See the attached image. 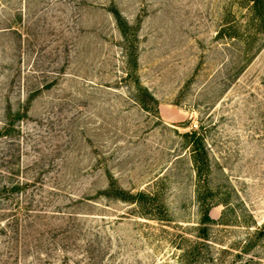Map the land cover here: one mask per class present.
Segmentation results:
<instances>
[{
  "label": "rangeland",
  "instance_id": "obj_1",
  "mask_svg": "<svg viewBox=\"0 0 264 264\" xmlns=\"http://www.w3.org/2000/svg\"><path fill=\"white\" fill-rule=\"evenodd\" d=\"M260 1L262 15L251 0H0V131L20 129L25 178L90 199L69 210L107 234L108 264H264ZM151 95L157 116L136 102ZM186 132L208 154L200 173ZM14 147L0 139V171ZM112 181L153 192L152 215L101 196Z\"/></svg>",
  "mask_w": 264,
  "mask_h": 264
},
{
  "label": "trees",
  "instance_id": "obj_2",
  "mask_svg": "<svg viewBox=\"0 0 264 264\" xmlns=\"http://www.w3.org/2000/svg\"><path fill=\"white\" fill-rule=\"evenodd\" d=\"M251 1L253 10L262 15L261 1ZM110 12L113 13L124 39L130 43L128 39L130 26L127 20L116 6L112 7ZM150 97L153 108L146 106L144 100L139 97L136 98V102L143 110L157 116V101L152 95ZM17 117L20 118V112L17 113ZM19 135L20 129L15 126L14 120H11L4 132L0 131V139L5 137L9 139L11 146H17L14 147L15 153L6 165V170L0 171V218L3 221L0 235L5 237L6 264H21L30 253L35 256V260L24 264H45L51 259L66 261L71 250L78 251L85 264H108L106 258L110 246L107 234L97 227L87 225L86 215L69 210L83 200L90 199L83 198L78 202L62 204L55 198L62 190L52 187L48 191L45 189L44 180L25 178L21 157L18 155L22 144ZM196 135L197 132H186L182 137L187 145L194 146L192 160L195 169L200 173L208 168L210 163L208 154L204 151L202 138ZM100 195L108 200L117 199L135 204L143 217L153 213L152 204L155 201L153 192L143 190L136 193L127 192L112 181L109 188L100 192ZM205 218L207 221L210 220L208 210Z\"/></svg>",
  "mask_w": 264,
  "mask_h": 264
}]
</instances>
